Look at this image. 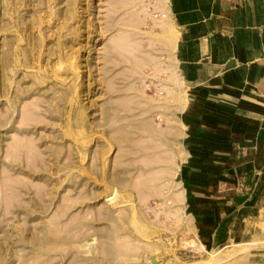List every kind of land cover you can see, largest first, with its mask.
<instances>
[{
    "label": "rangeland",
    "instance_id": "1",
    "mask_svg": "<svg viewBox=\"0 0 264 264\" xmlns=\"http://www.w3.org/2000/svg\"><path fill=\"white\" fill-rule=\"evenodd\" d=\"M179 44L169 0H0V264H264V99Z\"/></svg>",
    "mask_w": 264,
    "mask_h": 264
},
{
    "label": "crops",
    "instance_id": "2",
    "mask_svg": "<svg viewBox=\"0 0 264 264\" xmlns=\"http://www.w3.org/2000/svg\"><path fill=\"white\" fill-rule=\"evenodd\" d=\"M169 2L180 33L181 67L190 82L220 89L232 99L262 102L264 0ZM241 105H247V102ZM254 151L264 156V141L259 142ZM259 185L257 195L264 193V179L260 178ZM225 222L208 223L207 228L213 232L212 241L218 245L231 238L232 230L226 229L228 224Z\"/></svg>",
    "mask_w": 264,
    "mask_h": 264
},
{
    "label": "bare ground",
    "instance_id": "3",
    "mask_svg": "<svg viewBox=\"0 0 264 264\" xmlns=\"http://www.w3.org/2000/svg\"><path fill=\"white\" fill-rule=\"evenodd\" d=\"M151 60H153V59H151ZM141 61V60H140ZM172 76V75H171ZM110 80V79H109ZM113 83V82H112ZM133 83V82H132ZM113 85V84H112ZM111 88V87H110ZM121 90H122V87H121ZM155 99V98H154ZM124 100H126V99H124ZM127 100H129V99H127ZM112 101H114V99L112 100ZM120 101V100H119ZM122 102V101H121ZM154 103H155V101H154ZM120 104V103H119ZM123 104V103H122ZM124 107V106H123ZM130 111V110H129ZM122 118V117H121ZM29 120V119H28ZM134 121V120H133ZM131 123H132V121H130ZM124 125V124H123ZM110 127V126H109ZM119 129V128H118ZM117 129V130H118ZM120 130H122V127H121V129ZM119 131V130H118ZM161 131V130H160ZM122 132V131H121ZM157 133H158V131H157ZM156 133V134H157ZM160 134V133H159ZM122 135V134H121ZM127 137V136H126ZM121 138V137H120ZM141 140V139H140ZM139 140V141H140ZM160 148V147H159ZM146 149V148H145ZM152 149V148H151ZM150 149V150H151ZM152 154V153H151ZM153 155V154H152ZM155 155H157V154H155ZM152 157V156H151ZM153 158H155V157H153ZM156 159V158H155ZM147 160V159H146ZM150 160V159H149ZM153 161V160H152ZM119 162V161H118ZM147 162H148V160H147ZM156 161H154V163H155ZM149 163V162H148ZM166 163V162H165ZM117 165H119V164H117ZM122 165V164H121ZM155 168V167H154ZM151 169H153V168H151ZM156 169V168H155ZM146 170V169H145ZM150 170V169H149ZM148 171V170H147ZM152 171V170H151ZM147 173H150V172H147ZM154 174V173H153ZM161 174V173H160ZM159 175V174H158ZM154 176V175H153ZM156 176V175H155ZM141 182V181H140ZM137 185V184H136ZM124 186H126V184L124 185ZM135 186V185H134ZM113 190V189H112ZM145 199V198H144ZM2 201H3V199H2ZM59 217V216H58ZM112 223V222H111ZM111 227V226H110ZM122 231V230H121ZM119 237V236H118ZM119 240V239H118ZM117 241V240H116ZM122 243V242H121ZM116 246V245H115ZM121 249V248H120Z\"/></svg>",
    "mask_w": 264,
    "mask_h": 264
},
{
    "label": "water",
    "instance_id": "4",
    "mask_svg": "<svg viewBox=\"0 0 264 264\" xmlns=\"http://www.w3.org/2000/svg\"><path fill=\"white\" fill-rule=\"evenodd\" d=\"M105 188H106V195L109 193L110 189L107 185V183L105 182ZM152 264H161L157 259L152 258Z\"/></svg>",
    "mask_w": 264,
    "mask_h": 264
}]
</instances>
